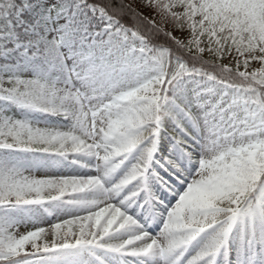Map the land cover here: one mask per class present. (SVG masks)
Returning <instances> with one entry per match:
<instances>
[{
	"label": "snow or ice",
	"instance_id": "6c2138e0",
	"mask_svg": "<svg viewBox=\"0 0 264 264\" xmlns=\"http://www.w3.org/2000/svg\"><path fill=\"white\" fill-rule=\"evenodd\" d=\"M121 3L124 0H120ZM136 22H121L122 9L114 0H67L73 9L82 6L104 21L108 39L96 38L87 26L66 21L54 24L65 5L49 0L44 22L29 25L34 35L26 42L32 56H39L52 70V77L0 76V100L15 103L72 121L67 131L41 128L0 115V149H16L60 156L86 153L95 156L97 174L86 177H36L19 165L0 161V264H48L62 260L75 250L107 264L100 254H116L122 264H143L144 257H160L163 264H201L225 243L233 225L258 213L264 216V0H130ZM23 7H29L27 0ZM17 0H0V35H9L24 23ZM162 31L193 57L216 65L215 74L189 67L172 59L167 49L151 46L144 25ZM186 30L181 39L176 30ZM93 36L89 40L84 36ZM27 51V48L25 49ZM156 66V75L132 86H122L125 75L138 69V60ZM185 75L215 80L233 89L231 98L215 102L202 100L198 93L176 100L167 95L170 86ZM73 81L79 86L74 87ZM175 104L185 117L199 126L202 120L205 143L198 168L187 190L166 212L163 226L151 236L133 216L119 205L143 190L150 201H158L145 187L162 124L170 119L184 136H191L164 105ZM207 106V107H206ZM201 109L200 119L193 108ZM171 135L192 158V145L175 130ZM141 142L148 146L136 163L110 186L103 178L121 167ZM199 143V141H197ZM165 164L177 176L181 166ZM159 164V161H156ZM164 167V165H160ZM168 168L165 170L167 171ZM152 175L163 187L167 181L159 172ZM136 182L113 203L125 186ZM86 192L95 200L70 199L86 211L45 226L33 224L17 230L19 220L7 212L28 205H43ZM206 229L214 234L189 259L181 251ZM124 233L125 235H120ZM128 258V259H123ZM207 264H212L211 259Z\"/></svg>",
	"mask_w": 264,
	"mask_h": 264
},
{
	"label": "rangeland",
	"instance_id": "374dc122",
	"mask_svg": "<svg viewBox=\"0 0 264 264\" xmlns=\"http://www.w3.org/2000/svg\"><path fill=\"white\" fill-rule=\"evenodd\" d=\"M129 3L138 7V4H132L130 0ZM38 5L41 6L43 12L45 13L48 9L49 0H37ZM52 3L58 4L59 0H51ZM79 8L75 11L77 12ZM68 21L67 16L61 14L56 21H49L54 24H63ZM44 22V18L38 19L35 26H39L40 23ZM101 25L94 29L92 33L96 35V38L108 39L106 33L103 37H100V33L104 29V21L100 18ZM179 38H185L186 30H176ZM85 37L89 40L93 39V36L86 33ZM15 47L19 50L24 56H27L28 53L25 50V46L21 43H16ZM137 63L140 65L138 69H132L125 75L122 86H132L136 83L142 81L143 79L150 78L151 76L156 75V66L153 62L144 63L142 59L138 60ZM13 72L4 67L0 68V76H11L20 75L23 78H41L48 79L52 77V70L50 67L47 68L46 72L39 70L38 68H31L24 63H17L11 67ZM73 86H79L78 81H73ZM176 90L173 93L172 97L176 100L188 99L193 96L194 93H198L200 99L208 100L210 103L215 102L217 99H220L221 96H228L231 98V95L234 94L232 89H225L223 85L213 86L211 82H207V85H204L201 82L196 80H189L176 83ZM4 103L11 105L14 108H20L27 117V123L41 128H51L54 130L67 131L72 127V121H67L66 119H61L57 121L49 120L50 116L44 115L41 111L24 108L15 103L0 100V115L5 117L14 118L13 112H7V108L4 106ZM165 109L169 110L172 114L176 116V120L184 127L191 136H184L180 132V129L176 127L177 132L183 136L189 145H192L190 151L192 152V158L185 153L184 147L176 142L172 143L171 148L173 150V157L171 161L178 163L183 169V174L178 176L176 182L170 183L168 187H163L161 183L151 174L150 168L154 165L153 159L150 161V168L145 174V187L148 192H151L158 201L162 203H157L156 201H150L147 198L145 191L141 190L138 192L136 197L131 198L124 202L123 205H119L120 200L124 198L125 195L134 189L136 182H131L129 185L125 186L122 192L114 197L113 203L118 204L126 214L133 216L137 219L138 223L142 224L145 230L151 236H156L162 226L163 219L166 216L167 210L175 205L179 196L187 190L188 184L191 182L193 176L196 174L198 168V160L201 158L202 145L205 143V130L204 125L201 120L199 126H194L193 122L183 115L182 112L176 107L175 104L171 102L164 105ZM207 107V106H206ZM193 113L197 116V119H200L201 109L193 108ZM64 118V117H63ZM158 143V137L156 138ZM199 141V143H197ZM156 143V146H157ZM148 146L147 142H141L134 148L130 153L127 154L124 163L119 169L115 172L109 174L107 177L103 178L105 186H110L111 183L118 180L124 172L131 167L133 163H136L141 152ZM156 149V148H155ZM0 152V161H3L9 165L15 164L23 168L25 174L34 175L36 177H52V176H80L86 177L89 175L97 174V160L95 156L86 155L84 161L79 163L73 162L68 167L63 170H59L57 166L52 164L43 163L40 165H34L30 162H17L15 153L19 150L16 149H1ZM154 154V152H153ZM165 164V162H164ZM166 167H168L165 164ZM171 169V168H169ZM174 173L175 170L171 169ZM164 191L170 192L169 197L163 195ZM102 198L99 193L96 192H86L77 194L72 197H65L59 201L49 202L43 205H28L21 206L19 208L12 209L7 212V215L13 217L20 221L17 225V230L23 231L27 227H31L33 224H39L41 226L47 227V225L57 222L60 219L68 218L74 215H82L86 209L68 203L70 199H84V200H95ZM214 234L213 229H206L204 232L200 233L194 241L190 242L182 250H177V252L169 256V260L174 259L181 251L183 252L182 260H187L193 256L202 246L206 243L211 236ZM120 235H125L124 233ZM103 255V258L107 261V264H122V258L116 254H100ZM259 258V262H257ZM128 259V258H123ZM211 259L212 264H250V261H254L255 264H264V224L263 217L258 213L254 217L244 218L241 221L235 223L228 233V236L225 239V243L220 247L217 253L212 257H206L201 262V264H207V261ZM143 264H163V261L160 257H144L142 258ZM48 264H99L94 257H89L86 253L80 254L73 250L68 253L64 259L57 261H49Z\"/></svg>",
	"mask_w": 264,
	"mask_h": 264
},
{
	"label": "trees",
	"instance_id": "16d2710c",
	"mask_svg": "<svg viewBox=\"0 0 264 264\" xmlns=\"http://www.w3.org/2000/svg\"><path fill=\"white\" fill-rule=\"evenodd\" d=\"M17 3L22 6V18L24 20V23L20 24L19 27H14V31L12 34L0 35V68L6 67L10 71V73H12V66L16 65L17 63H24L25 65L33 69L38 68L39 70L46 72L49 66L45 62H43L39 56H32V50L31 48H28L26 43L34 35V33L25 30L27 26L35 25L38 19L44 18V12L41 6L38 5L37 0H27V4L29 7H23L25 0H17ZM102 3L106 4L108 3V0H102ZM57 5H65L67 7V10L70 14V16H67L68 21L71 17L72 22H75L78 26H87L90 32H93L94 29L98 28L101 25L99 15H93L90 10L84 9L82 6L79 7V10L76 12L75 16H71L73 9L68 5L67 0H59ZM112 6H119L122 9L121 22L125 23L126 26H130L131 23L136 22V7L132 6L128 0H124L123 3H121L120 0H114ZM144 27L145 30L149 33L152 47L158 49H167L172 59H179L181 62L187 64L190 68L197 67L202 71L215 74L216 65L210 62L208 58L201 59L198 57H193L183 48H179L173 40L169 39L168 36L165 35L164 32L155 31L151 28L150 25L147 24H145ZM86 33L88 32H85L84 36L86 35ZM16 43H21L25 46V48H27V56H24L19 50L16 49ZM189 80H196L197 82H201L204 85H207V82L209 81L213 86L218 84L215 80H207L206 77L185 75L174 82L173 86H170L167 95L172 97L173 93L176 90V83ZM232 91L234 92L235 90L232 89ZM4 106L7 108V112H13V119L23 122L27 121L26 115L20 108H14L7 103H4ZM42 113L45 116H50L49 120L52 121L61 119L70 121L69 119L59 114L53 115L51 113ZM173 130L178 133V130L175 128L173 122L170 119H166L162 124V129L158 136V143L153 154L154 165L150 168L151 174L153 172H159V174L163 176L167 181V185L176 182L179 178L171 169L166 167L164 164L165 157H167L169 160H171L173 157V150L171 148L172 143L175 141V139H173V136L171 135ZM2 151L3 150L0 149V152ZM86 155V153H78L69 154L67 156H60L51 153H33L25 151H18L15 153L17 162L25 161L33 163L34 165L48 163L57 166L59 170L65 169L73 162L79 161V163H81L82 161H84ZM156 161H159L160 163L157 164ZM160 165H164V167H161ZM166 168H168L167 171L165 170ZM163 195H166L168 197L169 193L164 191ZM262 217L264 220V216Z\"/></svg>",
	"mask_w": 264,
	"mask_h": 264
}]
</instances>
